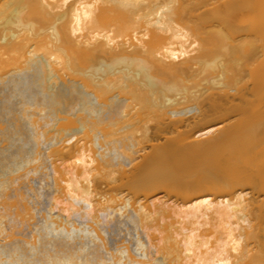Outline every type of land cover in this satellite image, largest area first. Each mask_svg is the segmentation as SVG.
I'll return each instance as SVG.
<instances>
[{"label":"bare ground","instance_id":"1","mask_svg":"<svg viewBox=\"0 0 264 264\" xmlns=\"http://www.w3.org/2000/svg\"><path fill=\"white\" fill-rule=\"evenodd\" d=\"M0 264H264V0H0Z\"/></svg>","mask_w":264,"mask_h":264}]
</instances>
